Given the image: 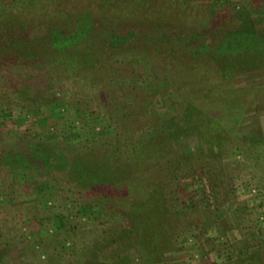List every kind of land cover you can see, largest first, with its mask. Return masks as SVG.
<instances>
[{"label": "rangeland", "instance_id": "rangeland-1", "mask_svg": "<svg viewBox=\"0 0 264 264\" xmlns=\"http://www.w3.org/2000/svg\"><path fill=\"white\" fill-rule=\"evenodd\" d=\"M231 1L0 0V264H264V0Z\"/></svg>", "mask_w": 264, "mask_h": 264}, {"label": "trees", "instance_id": "trees-1", "mask_svg": "<svg viewBox=\"0 0 264 264\" xmlns=\"http://www.w3.org/2000/svg\"><path fill=\"white\" fill-rule=\"evenodd\" d=\"M212 1H214L213 7H216V9H220L223 6L228 5V4H234L233 1H231V0H212ZM262 6H264V4ZM251 8H253V7H251ZM216 9H214V10H216ZM247 10L249 11V13L251 15L250 6H248ZM12 26H13V21L8 19L7 16H6V12L3 9H1L0 10V33L3 34V37H7L8 40L10 38V43L9 44H8V42L6 44L3 43V44H5L4 48H6L8 50L11 49V48L15 49L14 46L15 45L19 46L18 44L20 43L16 39L12 40V36H10L11 35L10 34L11 33L10 27H12ZM0 36H2V35L0 34ZM11 40H12V42H11ZM15 50H17V49H15ZM263 63H264L263 60H259V61L248 60V62H247V60H244V61L240 62V65H244L246 68H257V66H259V67L260 66H264ZM108 159L113 164H116L114 156H112V158L109 157ZM97 164L99 165V167L100 166L103 167V164H102L101 161L98 162ZM107 167L109 168V166H107ZM110 170L113 171L114 167L110 168ZM73 173L76 175L75 177L77 178L79 183H81V182L85 183V181H90V180H87L88 176L92 179L91 182H93L97 178H99V176H97V174H94V173L92 174V173L86 172V171H84V172H74L73 171ZM101 177L102 178L104 177V178H107V179L109 178L108 180L107 179L106 180L109 181L108 183H109V185L111 187L116 185L111 173L108 175L107 172H106L103 175H101ZM94 185H97V184L95 183ZM154 195H157L156 198H161V201L159 203H157V205H153V207H152V201H150L149 204L148 203H146V205L144 204V206H143L144 210L142 209L143 212H150L149 208L152 207L153 211H151V212L154 213L151 216L152 218H150L148 220L147 218H144L141 214H139L140 217H139L138 214H137V217L136 216H129V219L131 218L132 223L136 222L137 224H139V226L134 227L135 228L134 231H133V228H130L129 231H126V233H131L132 234V233H134L137 230L136 234L141 239L140 242L144 243L143 245H144L145 249L147 250V252H151L152 256L154 254L153 250H154V247L156 245V242L153 241V239H152L151 233L153 234V232H151V231L153 230L154 227H157V224H156L157 220H155V218H153V217L156 216V212H158V214H159V216H157V217H159V220H158L159 225H158V227L160 226V228H157L158 229V233H162V232L164 233L162 228L167 227V224L163 223V221L160 219V218H162V214H161V212L163 211L162 205H163V203L166 202L165 198H163L161 196L160 192H157L156 194L154 193ZM154 195H153V197H154ZM132 217L135 218V219L133 220ZM155 234H157V232ZM127 235L128 234H124L121 237L127 236ZM115 243H118V242L116 241ZM119 245H120V243H119ZM122 250L123 249H120V250L116 249L115 251H113V253H112L111 257H110L113 263H109V264H122V263L125 262L124 261V257L122 258V254L120 253V251H122Z\"/></svg>", "mask_w": 264, "mask_h": 264}]
</instances>
